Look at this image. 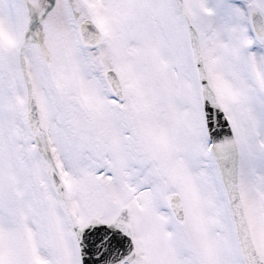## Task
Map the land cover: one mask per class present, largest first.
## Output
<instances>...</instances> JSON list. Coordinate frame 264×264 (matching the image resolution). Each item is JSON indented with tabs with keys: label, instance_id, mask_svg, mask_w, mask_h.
Returning a JSON list of instances; mask_svg holds the SVG:
<instances>
[{
	"label": "snow or ice",
	"instance_id": "6c2138e0",
	"mask_svg": "<svg viewBox=\"0 0 264 264\" xmlns=\"http://www.w3.org/2000/svg\"><path fill=\"white\" fill-rule=\"evenodd\" d=\"M0 264H264V0H0Z\"/></svg>",
	"mask_w": 264,
	"mask_h": 264
}]
</instances>
